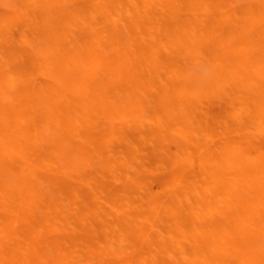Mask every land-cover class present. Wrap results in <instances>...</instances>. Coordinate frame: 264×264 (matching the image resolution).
I'll return each instance as SVG.
<instances>
[{
	"label": "bare ground",
	"instance_id": "obj_1",
	"mask_svg": "<svg viewBox=\"0 0 264 264\" xmlns=\"http://www.w3.org/2000/svg\"><path fill=\"white\" fill-rule=\"evenodd\" d=\"M0 264H264V0H0Z\"/></svg>",
	"mask_w": 264,
	"mask_h": 264
}]
</instances>
